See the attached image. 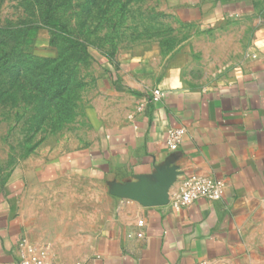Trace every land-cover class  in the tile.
Listing matches in <instances>:
<instances>
[{
  "label": "crops",
  "instance_id": "0c3cea01",
  "mask_svg": "<svg viewBox=\"0 0 264 264\" xmlns=\"http://www.w3.org/2000/svg\"><path fill=\"white\" fill-rule=\"evenodd\" d=\"M189 4L208 24L255 11L253 0ZM185 52L166 65L153 48L103 79L111 99L88 112L103 131L93 145L23 160L0 205V264L29 256L23 239L60 264H264V25L205 89L183 88ZM194 173L223 181L222 199L175 206ZM172 179L166 203L141 199Z\"/></svg>",
  "mask_w": 264,
  "mask_h": 264
},
{
  "label": "rangeland",
  "instance_id": "374dc122",
  "mask_svg": "<svg viewBox=\"0 0 264 264\" xmlns=\"http://www.w3.org/2000/svg\"><path fill=\"white\" fill-rule=\"evenodd\" d=\"M195 1L56 0L59 18L88 46L90 57L82 61L46 29L15 52L0 46V205L14 174L20 175L23 160L41 148L63 154L100 139L103 131L92 124L88 112L104 110L105 99L111 98L103 92L102 81L127 62L159 48L167 65L186 49L181 84L197 91L216 82L223 64L247 55L256 28L264 25V0H253V14L225 16L209 24L190 6ZM38 9L35 0H0V26L18 29L25 22L34 23ZM66 65L65 104L48 102L47 108L57 105L49 114L43 91L33 90L43 76Z\"/></svg>",
  "mask_w": 264,
  "mask_h": 264
},
{
  "label": "trees",
  "instance_id": "16d2710c",
  "mask_svg": "<svg viewBox=\"0 0 264 264\" xmlns=\"http://www.w3.org/2000/svg\"><path fill=\"white\" fill-rule=\"evenodd\" d=\"M35 1L39 6L36 22H25L22 24V27L18 29L0 26V46H3L7 50L9 49L11 52H15L18 48L31 45L37 32L41 29H46L61 41L64 50L78 53L81 57V61L84 60V58L90 57L86 43L76 38L70 28L59 18L56 0ZM254 5L256 6L255 3ZM9 56L10 54L7 55V57ZM54 69L49 72L48 78L47 76H43L41 78L42 80L38 81L37 86L33 90V93L43 91L42 94L44 99L42 102L45 104L46 112L48 110L49 114L57 105L61 107L65 104L69 85V78L65 79L67 65L57 72L54 71ZM20 71L22 70H18V73H20ZM42 84H44V87ZM52 101H58V104L53 108H47L48 102L50 103ZM34 150V148L29 150L26 155L32 154Z\"/></svg>",
  "mask_w": 264,
  "mask_h": 264
},
{
  "label": "built area",
  "instance_id": "2783aa9c",
  "mask_svg": "<svg viewBox=\"0 0 264 264\" xmlns=\"http://www.w3.org/2000/svg\"><path fill=\"white\" fill-rule=\"evenodd\" d=\"M154 97L156 100L161 98L160 91H156ZM186 133L185 129L169 132L167 147L171 151L178 150ZM224 189L225 184L221 180L195 173L189 174L182 179L178 192L173 195V203L177 207H186L199 200L217 202L222 199ZM139 225L144 226V221H139ZM139 237H143V234L140 233ZM20 247L27 249L29 256L23 257L17 264H59L45 249L30 245L27 239L22 240Z\"/></svg>",
  "mask_w": 264,
  "mask_h": 264
},
{
  "label": "water",
  "instance_id": "95a60500",
  "mask_svg": "<svg viewBox=\"0 0 264 264\" xmlns=\"http://www.w3.org/2000/svg\"><path fill=\"white\" fill-rule=\"evenodd\" d=\"M173 182L174 179L168 182H164L162 186L153 193L152 196L142 197L141 199L145 202L146 205H161L166 203L167 192Z\"/></svg>",
  "mask_w": 264,
  "mask_h": 264
}]
</instances>
